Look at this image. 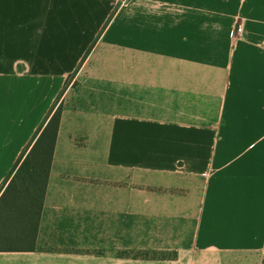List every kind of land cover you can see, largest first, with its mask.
Returning <instances> with one entry per match:
<instances>
[{
    "label": "crops",
    "instance_id": "1",
    "mask_svg": "<svg viewBox=\"0 0 264 264\" xmlns=\"http://www.w3.org/2000/svg\"><path fill=\"white\" fill-rule=\"evenodd\" d=\"M59 98L0 264H264V0H0V189Z\"/></svg>",
    "mask_w": 264,
    "mask_h": 264
},
{
    "label": "trees",
    "instance_id": "2",
    "mask_svg": "<svg viewBox=\"0 0 264 264\" xmlns=\"http://www.w3.org/2000/svg\"><path fill=\"white\" fill-rule=\"evenodd\" d=\"M60 98L0 189V252L35 250L64 110Z\"/></svg>",
    "mask_w": 264,
    "mask_h": 264
},
{
    "label": "built area",
    "instance_id": "3",
    "mask_svg": "<svg viewBox=\"0 0 264 264\" xmlns=\"http://www.w3.org/2000/svg\"><path fill=\"white\" fill-rule=\"evenodd\" d=\"M237 32H239V33L242 32V27L241 26L238 27Z\"/></svg>",
    "mask_w": 264,
    "mask_h": 264
}]
</instances>
